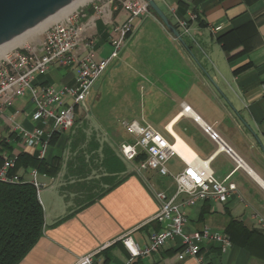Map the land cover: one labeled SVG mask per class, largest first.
I'll list each match as a JSON object with an SVG mask.
<instances>
[{"label": "crops", "instance_id": "obj_1", "mask_svg": "<svg viewBox=\"0 0 264 264\" xmlns=\"http://www.w3.org/2000/svg\"><path fill=\"white\" fill-rule=\"evenodd\" d=\"M157 3L187 49L154 15L133 20V35L77 109L74 128H47L51 134L43 159L9 122L14 116L29 130L39 126L28 97L17 98L0 119V169L3 158L18 161L24 155L43 162L40 172L31 161L14 169L19 182H37L45 221L41 239L20 264H76L107 245L98 255L105 264H197L193 258L178 260L179 236L159 253L136 259L121 242L131 234L144 248L166 228L155 220L160 208L153 193L174 195L173 176L186 169L175 157L167 163L170 175L162 177L127 161L120 148L134 138L116 124L131 121L151 126L171 144L180 139L200 160L209 161L215 178L230 177L236 185L225 203L207 201L181 210L185 233L207 228L231 240L225 253L217 242L199 244L205 264H264V153L258 143L264 145V0ZM114 20L123 24L129 16L118 11ZM181 22L188 23L190 34ZM94 34L95 59L108 58L109 40L97 29ZM76 74L74 67L55 65L37 77L36 86H74ZM206 127L233 157L218 152Z\"/></svg>", "mask_w": 264, "mask_h": 264}, {"label": "built area", "instance_id": "obj_2", "mask_svg": "<svg viewBox=\"0 0 264 264\" xmlns=\"http://www.w3.org/2000/svg\"><path fill=\"white\" fill-rule=\"evenodd\" d=\"M88 6L92 7L93 15L88 16L85 12ZM88 6L76 10L64 20L52 25L46 31L39 48L25 46L3 58L0 57V119L17 98L28 97L35 106L33 120L39 126L29 130L14 116L9 118V122L13 132L23 140L24 144L37 150L40 159L45 156L51 131L68 132L74 128L77 109L85 106L94 86L110 64L120 58L128 39L133 35L132 21L153 15L144 0H94ZM118 11L125 12L129 20L123 24L116 23L114 16ZM98 22H102L109 29L108 40L112 47L110 56L99 61L95 59L94 34ZM181 27L185 34H190L187 22H181ZM55 65L74 67L77 71L76 84L63 86L60 89L49 86L37 87V77L46 75ZM183 111L189 113L191 109L183 104ZM122 126L134 141L123 144L120 152L127 161H135L140 154H145L146 159L140 164V171H154L162 177H168L170 173L167 163L171 159L178 157L186 165L182 173L173 176L177 185L174 195L153 193L160 208L155 220L167 224L166 228L154 233L144 248H139L131 234L121 238L131 259L159 253L177 236L182 238L183 248L177 256L179 261L193 258L197 260V264H205L199 248V244L203 242H217L225 253L232 244L227 236L207 228L201 232L185 233L186 219L181 210L207 201L225 203L231 194L237 192L236 185L229 182L230 177L219 181L210 170L209 161L203 162L197 156L190 162L187 161L176 149L178 141L174 144L169 143L149 125L131 121L123 122ZM47 128H50V132ZM205 132L219 144L218 152L234 156L229 148L220 144L218 136L211 128L206 127ZM16 164L15 158H3L0 181L19 182V179L10 173L15 169ZM32 174L36 177L37 172L34 171ZM33 185L39 188L36 181H33ZM182 196H186L187 199L181 200ZM109 246L79 258L76 264H105L98 259V255Z\"/></svg>", "mask_w": 264, "mask_h": 264}, {"label": "trees", "instance_id": "obj_3", "mask_svg": "<svg viewBox=\"0 0 264 264\" xmlns=\"http://www.w3.org/2000/svg\"><path fill=\"white\" fill-rule=\"evenodd\" d=\"M85 12L93 15L92 7L88 6ZM97 31L103 39H109V29L102 22L97 23ZM145 159L146 155L140 154L135 161L142 163ZM24 161H31L38 172L42 170L41 160L24 155L18 158L16 169ZM44 227L38 189L28 182L0 181V264H20L41 239Z\"/></svg>", "mask_w": 264, "mask_h": 264}, {"label": "water", "instance_id": "obj_4", "mask_svg": "<svg viewBox=\"0 0 264 264\" xmlns=\"http://www.w3.org/2000/svg\"><path fill=\"white\" fill-rule=\"evenodd\" d=\"M77 0H0V47L49 20ZM171 34L187 49L156 0H144ZM264 153V145L258 140Z\"/></svg>", "mask_w": 264, "mask_h": 264}, {"label": "bare ground", "instance_id": "obj_5", "mask_svg": "<svg viewBox=\"0 0 264 264\" xmlns=\"http://www.w3.org/2000/svg\"><path fill=\"white\" fill-rule=\"evenodd\" d=\"M92 1L93 0L75 1L70 6H68L66 9L61 11L59 14L43 22L42 24L38 25L37 27L27 32L26 34L21 35L18 38L14 39L13 41L7 43L6 45L0 47V57L3 58L10 52L21 48L25 42H28L29 40H32L40 36L42 33L47 31L52 25L64 20L70 14L75 12L79 7L85 6ZM176 149L180 153V155L189 162L196 156L195 153H193L180 139H178V144H177Z\"/></svg>", "mask_w": 264, "mask_h": 264}, {"label": "rangeland", "instance_id": "obj_6", "mask_svg": "<svg viewBox=\"0 0 264 264\" xmlns=\"http://www.w3.org/2000/svg\"><path fill=\"white\" fill-rule=\"evenodd\" d=\"M94 1V0H93ZM92 2L88 3L87 5L85 6H82V7H79L78 9H85L88 5H90ZM77 9V10H78ZM121 19H123V16L121 17ZM45 33H42L40 36L32 39V40H29L28 42H25L24 45L22 47H25V46H29L31 48H39L40 44L42 43L43 39H44V36H45ZM99 82V81H98ZM117 126H122V124H116ZM127 133V132H126Z\"/></svg>", "mask_w": 264, "mask_h": 264}]
</instances>
